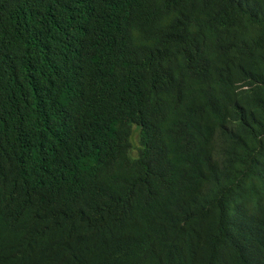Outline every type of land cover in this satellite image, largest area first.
<instances>
[{
    "label": "trees",
    "instance_id": "trees-1",
    "mask_svg": "<svg viewBox=\"0 0 264 264\" xmlns=\"http://www.w3.org/2000/svg\"><path fill=\"white\" fill-rule=\"evenodd\" d=\"M0 264H264V0H0Z\"/></svg>",
    "mask_w": 264,
    "mask_h": 264
},
{
    "label": "rangeland",
    "instance_id": "rangeland-1",
    "mask_svg": "<svg viewBox=\"0 0 264 264\" xmlns=\"http://www.w3.org/2000/svg\"><path fill=\"white\" fill-rule=\"evenodd\" d=\"M138 137H139V133L137 132L135 137H134V143L139 146V140H138ZM137 152V151H136Z\"/></svg>",
    "mask_w": 264,
    "mask_h": 264
}]
</instances>
